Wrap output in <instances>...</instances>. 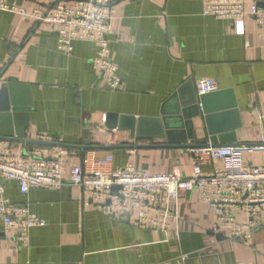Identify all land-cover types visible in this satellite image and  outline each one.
<instances>
[{
	"label": "crops",
	"instance_id": "1",
	"mask_svg": "<svg viewBox=\"0 0 264 264\" xmlns=\"http://www.w3.org/2000/svg\"><path fill=\"white\" fill-rule=\"evenodd\" d=\"M6 1L32 12L54 0ZM206 1L115 2L107 39L122 80L117 90H109L93 67V42L75 41L65 53L57 48L55 24L0 11V133L10 125L24 140L53 145L0 143L23 158L51 157L59 144L75 146L64 158L67 179L70 168L92 150L76 146L129 145L94 151L98 157L113 155V168L132 163L150 174L176 169L189 176L191 148L174 145L188 134L198 145L211 144L212 136L223 137L216 140L220 145L264 142V30L248 14L236 20L205 15ZM199 77L217 83L208 103L214 113L180 122L174 112L197 97L193 80ZM109 112L166 116L169 127L163 138L149 136L157 128L152 123L140 126L141 137L129 129L110 132ZM243 159L259 165L264 154L249 152ZM1 184L9 202L25 205L45 225L31 228L24 246L0 220V264H264V230H255L248 241L230 238L195 190L170 204L178 220L161 230L138 226L133 215H105L76 186L21 194L15 182ZM236 220L244 218L238 214Z\"/></svg>",
	"mask_w": 264,
	"mask_h": 264
},
{
	"label": "built area",
	"instance_id": "2",
	"mask_svg": "<svg viewBox=\"0 0 264 264\" xmlns=\"http://www.w3.org/2000/svg\"><path fill=\"white\" fill-rule=\"evenodd\" d=\"M116 1L54 0L47 8L27 12L0 0V11L55 24L57 48L62 52L69 53L75 41L93 42L96 46L93 67L109 90H117L122 80L118 66L108 55L107 39L113 32ZM203 13L230 20L248 14L264 30V0H207ZM193 86L197 97L218 89L217 83L206 77L195 78ZM249 152L264 154V142L191 148V173L182 176L176 169L150 174L132 163L113 168V155L98 157L94 150H87L65 179L64 158L73 155L72 150L60 147L53 150L51 157L23 158L13 154L7 144L0 143V220L4 231L13 234L24 246L28 244L30 229L45 225V220L25 205L9 202L4 195L3 181L15 182L21 194L31 189L60 190L76 186L87 193L105 215H133L138 226L161 230L178 220L170 204H176L180 193L195 190L214 213L218 229L227 230L232 239L248 241L255 230H264V162L246 163L243 155ZM204 165L209 169L204 170ZM238 214L243 216V222L236 220Z\"/></svg>",
	"mask_w": 264,
	"mask_h": 264
},
{
	"label": "water",
	"instance_id": "3",
	"mask_svg": "<svg viewBox=\"0 0 264 264\" xmlns=\"http://www.w3.org/2000/svg\"><path fill=\"white\" fill-rule=\"evenodd\" d=\"M213 93V92H211ZM210 93L201 95L199 97H194V99H192L188 104H186V106H184V108L178 109L175 113L174 117H177V119L181 122L182 120L184 121L187 120V122L190 123V121L192 120L193 117L200 115V113L205 115V118H210L208 117L209 115H211V113H214L210 107L209 103V99L211 98H215V95H209ZM214 94V93H213ZM211 96V97H209ZM199 102H197L198 100ZM200 105V106H199ZM234 106V105H233ZM192 108L196 110V113L192 112ZM130 120L131 124L130 125H125L124 121L126 120ZM157 124V128L154 129V132L152 134H150V137L153 138H163L166 134V130H168V120L166 116H160V117H155V118H143V117H139V118H134V116H126V115H119L117 113H112L109 112L106 115V120H105V126L107 128L108 131H114V130H119V129H129L130 130V134L131 136H135L137 137H141L143 134H140V126L142 124ZM135 125H136V129L137 131L135 132ZM151 127V125H149ZM210 127V125H209ZM139 128V129H138ZM210 130V134L212 135H216L215 131ZM168 133V132H167ZM16 136H13V135ZM215 136H212L210 138L211 140V144L212 145H220L217 144L218 142H216V140L218 139V141L221 143L223 140V137H218V138H214ZM0 140L2 141H8V142H28V143H37V144H43V145H53L52 143H48V142H41V141H34V140H24L22 139V134L20 133H14L11 129V126H8V129L3 132L0 133ZM189 141V142H187ZM232 142H235L234 139L231 140ZM176 146L179 147H188V148H193V147H198V146H204V145H198V144H193V137L192 134H188L186 140L185 138H183L182 140H179L176 144H174ZM207 145V144H206ZM231 145H239V144H231ZM59 146L61 148H75V146H70V145H65V144H59ZM81 148V149H92V150H96V149H114V148H129L132 146L129 145H88V146H76V148Z\"/></svg>",
	"mask_w": 264,
	"mask_h": 264
}]
</instances>
